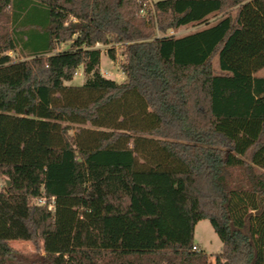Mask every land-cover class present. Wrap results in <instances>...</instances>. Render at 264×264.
Here are the masks:
<instances>
[{
  "label": "trees",
  "instance_id": "trees-1",
  "mask_svg": "<svg viewBox=\"0 0 264 264\" xmlns=\"http://www.w3.org/2000/svg\"><path fill=\"white\" fill-rule=\"evenodd\" d=\"M146 6L0 0V264H209L203 219L215 264H264V0H157L156 21ZM97 44L124 47V82ZM20 123L43 161L9 160Z\"/></svg>",
  "mask_w": 264,
  "mask_h": 264
},
{
  "label": "rangeland",
  "instance_id": "rangeland-1",
  "mask_svg": "<svg viewBox=\"0 0 264 264\" xmlns=\"http://www.w3.org/2000/svg\"><path fill=\"white\" fill-rule=\"evenodd\" d=\"M157 0H147V6L142 11V14L149 17L152 15H156L155 11L153 10V3ZM221 16V14H210L207 21L202 23H189L186 25H182L180 27L176 28H170L168 29V34L175 35V36H183L189 33L197 32L204 27H206L209 24H212L217 21V19ZM155 21L157 20V17H154ZM159 35H161L160 32H158ZM97 47H99L102 50L101 53V60H100V71L101 73L111 79L116 80L119 83H122L126 80L127 74L123 71L122 64L126 61V56L123 54L124 47L122 45H117V58L116 60H113L109 54L107 53V49L111 47L112 45H104V44H97ZM66 47V44H62L61 48ZM10 55H12L16 59H25L26 57L20 49H16L13 51H8ZM214 67L216 69H219V62H218V56L214 57ZM257 76H264V67L257 70L255 72ZM85 81V76L83 74V69L80 67L75 74L74 78L70 81H67L66 84L70 85H81ZM89 126V125H88ZM81 126L75 125L74 129L71 131L72 133L77 131ZM24 134H27V132L22 127L21 123L18 126V131L12 137V140H16V142H19L20 144V150L14 151L15 143L13 141L12 144H10V150L12 154V160L10 161H16V162H40L45 159V152L40 143L34 139V136L31 135L27 136L26 142L24 138ZM17 149V148H15ZM8 160V161H9ZM0 177V190L3 189L6 185V179ZM36 201V200H34ZM195 242L199 243V245L203 248L205 253L209 256V264H215L214 254L220 252L222 250V241L218 234L215 232L211 222L209 219H203L200 220L196 227H195V236H194ZM12 246L24 253V254H31L35 252V246L33 242L27 241V240H12L11 241Z\"/></svg>",
  "mask_w": 264,
  "mask_h": 264
},
{
  "label": "crops",
  "instance_id": "crops-1",
  "mask_svg": "<svg viewBox=\"0 0 264 264\" xmlns=\"http://www.w3.org/2000/svg\"><path fill=\"white\" fill-rule=\"evenodd\" d=\"M5 180V179H4ZM195 245L198 246V248H200L201 250H203V248L199 245V243L195 242ZM204 251V250H203ZM215 259V257H214Z\"/></svg>",
  "mask_w": 264,
  "mask_h": 264
},
{
  "label": "built area",
  "instance_id": "built-area-1",
  "mask_svg": "<svg viewBox=\"0 0 264 264\" xmlns=\"http://www.w3.org/2000/svg\"><path fill=\"white\" fill-rule=\"evenodd\" d=\"M194 250H197V251H200L201 249L200 248H198V246H194Z\"/></svg>",
  "mask_w": 264,
  "mask_h": 264
},
{
  "label": "water",
  "instance_id": "water-1",
  "mask_svg": "<svg viewBox=\"0 0 264 264\" xmlns=\"http://www.w3.org/2000/svg\"><path fill=\"white\" fill-rule=\"evenodd\" d=\"M6 183H7V185H9V184H10V181L7 179V180H6Z\"/></svg>",
  "mask_w": 264,
  "mask_h": 264
}]
</instances>
